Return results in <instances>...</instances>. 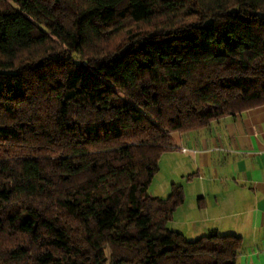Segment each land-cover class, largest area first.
<instances>
[{"label": "trees", "instance_id": "16d2710c", "mask_svg": "<svg viewBox=\"0 0 264 264\" xmlns=\"http://www.w3.org/2000/svg\"><path fill=\"white\" fill-rule=\"evenodd\" d=\"M262 105L264 0H0V264H236L147 191L172 134Z\"/></svg>", "mask_w": 264, "mask_h": 264}, {"label": "crops", "instance_id": "0c3cea01", "mask_svg": "<svg viewBox=\"0 0 264 264\" xmlns=\"http://www.w3.org/2000/svg\"><path fill=\"white\" fill-rule=\"evenodd\" d=\"M171 139L175 148L160 163L173 168L156 197L177 184L185 198L169 228L187 241L213 232L239 237L236 264H264V105Z\"/></svg>", "mask_w": 264, "mask_h": 264}, {"label": "rangeland", "instance_id": "374dc122", "mask_svg": "<svg viewBox=\"0 0 264 264\" xmlns=\"http://www.w3.org/2000/svg\"><path fill=\"white\" fill-rule=\"evenodd\" d=\"M120 41H123L122 36L116 39L114 43L117 44V43H120ZM160 167H161V170H160ZM170 168H173V165H171V163H168V162L166 163V160H163V163L161 164L159 160V172L152 179L149 185L148 191H147L150 196L156 197L158 196L157 194H161V189L165 185L164 183H166L167 181Z\"/></svg>", "mask_w": 264, "mask_h": 264}, {"label": "built area", "instance_id": "2783aa9c", "mask_svg": "<svg viewBox=\"0 0 264 264\" xmlns=\"http://www.w3.org/2000/svg\"><path fill=\"white\" fill-rule=\"evenodd\" d=\"M180 151H181V153H183V154H185V153L187 152L186 149H181Z\"/></svg>", "mask_w": 264, "mask_h": 264}]
</instances>
